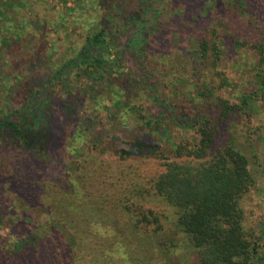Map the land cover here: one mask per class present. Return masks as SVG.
I'll return each mask as SVG.
<instances>
[{
	"label": "trees",
	"instance_id": "trees-1",
	"mask_svg": "<svg viewBox=\"0 0 264 264\" xmlns=\"http://www.w3.org/2000/svg\"><path fill=\"white\" fill-rule=\"evenodd\" d=\"M43 1L8 0L6 5L0 4V54L6 53L1 60L3 65L13 64L12 58L7 59V56L20 51L23 46L21 40L25 39L24 32L37 39L36 34H39L42 40L47 36L43 27L47 25L45 19L51 15L45 12ZM121 1L91 0L88 2L91 13L85 15L82 11L76 15L77 18H74L76 9L69 12V17L75 22H78L81 14L87 18L79 27L78 31L81 32L79 39L75 40L74 54L64 56L63 64L52 72L45 76L28 74L29 67L31 70L35 67L34 52L29 62L25 63L27 70L24 73L0 72V90L6 95V102L0 105V135L7 136L12 144L30 148V151L39 149L38 154L42 156L51 149L56 138L71 149L72 139L82 135L77 128L73 130L64 119L61 120V111L56 114L54 110L63 108L70 116L77 105L64 101L61 106L62 99L58 97L56 88L77 103L84 97H79L66 84L72 75L82 76L90 84L91 103L95 104L94 108L99 113L103 104L110 105L112 101L103 95L105 90H117L127 97L133 86H147L140 83L134 85V81L127 79L123 84H119V81L116 83V79L124 77L114 66L120 60V45L116 42L117 37L121 36L119 32L138 24L140 40L146 41L140 48L141 57L148 56L151 53L147 54L145 50L148 46L147 28H150L148 32L151 30L147 35L153 34L158 47L167 46L168 37L173 40L168 33L170 25H177L178 17L160 18V11L157 18L152 17L153 24L148 27L144 17L149 11L154 13L156 10L152 0H140V7H135L130 15L123 14L119 6ZM169 1L173 9L177 10L176 6L181 8L180 12H184L186 19L199 4L202 9L206 2L214 4L208 9L215 11L227 34L221 36L214 27H208L199 34L195 30H184L187 25L184 18L179 16L178 28L184 30L190 43L184 44L187 37L182 39L183 43L181 39L177 40L182 47L180 50L187 57L186 63H190L186 64L187 75L178 81L179 92L168 94L173 99L163 93L166 95L162 102L167 109L166 114L153 121L139 114L136 107L121 95L118 98L137 112L140 116L138 119L152 131L157 132L169 124L194 137L191 140L183 139L174 146L170 155L160 148L149 146L143 139L125 141L124 148L115 154L116 160L144 161L147 169L141 170L144 176L140 177V182L135 181L121 188L107 185L113 191L107 193L106 201L101 205H97L90 193L83 195L79 192L86 188L84 183L90 173H85V169L82 171L81 163L77 164L74 173L81 174L77 178L72 173L67 174L68 184L63 189L64 195L57 199L60 201L59 207L65 212H56L52 207L42 209L46 212L48 226V234L43 238L32 233L22 238L14 232L13 243L10 242L5 248L0 247L4 253L10 254L8 257L0 254L3 264H81V258L74 256L77 252H83L84 249L78 244L85 242L92 227L107 233L115 232L111 235L120 241L117 243L122 245L126 264H130L131 259L137 264H159L152 262L149 256L137 257L142 251L150 249H153V256L162 259L160 264L264 262V243L261 242L260 232L254 222L248 223L244 209L247 200L253 201L252 194L260 196L261 193L264 196V152H260L263 156L260 161L250 137L253 129L256 130L260 145H264V0H191L188 7L192 10L187 14L184 0ZM34 5L40 9L31 15L29 12L31 17L28 19L7 11L16 9V6L19 10ZM92 15L98 17V22L97 19L89 22ZM127 23L132 24L127 26ZM233 44L250 51L254 59L247 65L249 70L244 78L240 76V82L231 81L225 69H222L226 59L229 61L230 58L226 56V46L231 48ZM135 46L129 45V48L132 50ZM172 49L170 46L160 56L169 57ZM232 63L234 70L241 71L242 65L236 57L231 59L233 70ZM113 68L117 77H112ZM234 84V98L226 96V90L229 94ZM148 88L152 92L151 86ZM150 99L154 102L158 100L155 94ZM98 116L95 114L93 117ZM89 122L87 120L86 124ZM75 125H79V122ZM59 143L56 148H60ZM67 202L70 203L67 205ZM249 214H253L252 211ZM2 216L0 210V227L3 225ZM119 217L122 219L119 220ZM14 220L18 222L16 217ZM64 229L74 230L75 234L71 235ZM126 230L130 233L126 234ZM108 237L103 232L91 238L104 244L110 242ZM85 249L89 250V244ZM97 249L94 246L92 250L97 252ZM181 251H185V254L179 253ZM73 258L75 261L72 262ZM152 259L155 260L154 257ZM104 263L112 264L107 259ZM91 264H103L99 253Z\"/></svg>",
	"mask_w": 264,
	"mask_h": 264
},
{
	"label": "rangeland",
	"instance_id": "rangeland-1",
	"mask_svg": "<svg viewBox=\"0 0 264 264\" xmlns=\"http://www.w3.org/2000/svg\"><path fill=\"white\" fill-rule=\"evenodd\" d=\"M7 1L8 0H0V4L3 3L6 5ZM14 1L17 2L18 0ZM83 1L86 2L84 3ZM83 1L66 0L65 4L61 0L43 1V3H45V12H47V15H51L49 19H45L47 25L43 27V29L46 30L45 34L47 36L42 40L39 34H36V36H38L37 39L33 37L32 34L24 32L23 35H25V39L21 40L23 46L20 51L17 52L16 50L13 56H7V59L12 58L13 64L3 65L1 60L4 59L6 53L0 54V72L4 74L11 73V71L24 73L23 71L25 69L27 70L25 63L29 62V57L33 52L35 67H32V70L29 67L28 74H42L45 76L57 67H60L63 64L64 56L74 54L75 40L77 41L79 39V33L81 32L78 31L80 29L79 27L83 25L82 22L87 18L81 14L79 20H77L78 22H75L76 20L74 21L69 17V12L75 9L77 10L74 18H77L76 15L82 11H84L85 15L91 13V8L88 4L91 0ZM129 1L122 0L119 4L123 14L130 15L133 13L132 11H134L133 9L135 7H140V0ZM152 1L154 9H156L155 12L157 13L149 11L147 16L144 17V21L149 27L153 24L152 17L157 18L160 11V18L171 16L172 19V16L175 15L178 17L177 25H170L168 31L173 40H170L168 37L167 46L158 47L155 43L157 39L153 38V34L150 36L147 35V33L151 32V30L148 32L150 28H147L146 37L148 38V46L145 50L147 54L151 53L152 55L148 54V56L144 55L141 57L142 52L140 48L146 44V41L140 40L137 30L140 26L136 24L134 27L119 32L121 36L117 37L116 42H119L120 45V60H117L114 64V66L118 67L119 73H123L124 75L120 80L116 79V83L119 81V84H121V82L123 84L124 80L127 79L134 81V85L140 83L142 86H144V84H147V86L141 88L133 86L127 97H123L117 90H105L103 95H107V100L112 99V101L110 105L103 104L99 113L94 108L95 104L91 103L93 99L91 98V91L88 87L90 84L82 76L73 77L72 75V78L68 79L66 84V87L72 88L73 91L79 94V97H84L83 100L77 103L71 101V97H68L63 94L62 90L56 88V91L59 93L57 94L58 97L62 99L60 102L61 106L64 101L77 105L72 111V114H70L71 117L66 115L65 109L63 110V108V111L61 109L59 111L56 109L54 110V113L61 111V120L64 119L69 128L73 130L77 128L82 135L76 137L75 140L72 139L71 143L73 146L71 149L66 146L65 142L59 143V141H57L58 138H56L57 142L53 139L54 141L52 142L51 149L46 152V155L42 156L41 153L38 154L40 152L38 151L39 149L30 151V148L12 144L7 136L0 135V210L3 213V225L1 224L0 227V247L5 248L10 242L13 243L14 240L12 236L14 232L19 233L22 238L28 237L31 233L38 238H43L48 234V226L45 219L46 212L44 213L42 209L45 208L46 210L48 207H52L56 212H65V210H62V207H59L58 203L60 201L57 199L64 195L65 191L63 189H65L68 184L67 174L72 173L75 178L81 174V172L74 173L78 168L77 164L81 163L82 171L85 169V173H90L88 175V180L84 183L86 188L79 192L83 195L90 193L92 198L94 197V199H96L97 205H101L102 202L106 201V196H108L107 193L113 191V188H109L107 185L121 188L122 186L127 187V185L135 181L140 182L141 178L144 176L143 173L141 174V170L147 169V164H143L144 161L116 160L117 155L115 154H117L122 147L124 148L123 143L125 141L136 138H138V140L143 139L149 146L160 148L166 155H170L175 145L180 143L183 139L191 140L194 137H192L190 133L182 132L180 129L177 130L169 124L163 126L162 129L157 132L152 131L149 127L144 125L142 120L138 119L140 117L138 113L145 115L148 119L156 121L167 112V109L162 104L164 101L163 99L166 98L165 94L173 99V96L168 94L179 92L178 81L182 80V78L187 75L188 70L186 64L190 63V61L186 63V61H188L186 60L187 57L184 56L182 50H180L182 47L179 46L177 40L181 39V43H183L182 39L187 37L184 44L187 45L190 43V39H188L184 30H195L196 33L199 34L208 27H214L221 36H225L227 30L224 24L218 20L215 11H210L211 7H213L212 5H214L212 3L208 4V2H206L203 9L202 5L199 4V7L195 10L193 9L192 13L188 15L189 19H186L183 16L184 12H180L181 8L176 6L177 10H175V8L173 9V5L171 4L170 6L169 0ZM190 2L191 0H184L186 9L185 14H187V11L191 12L192 10V8L188 7ZM209 7L210 9H208ZM17 8L18 6H16V9L7 11L11 15L12 13H16V15L25 19H28L34 11L40 9L37 5L28 7V9L24 8L17 10ZM204 8L206 10H204ZM179 16L184 18L185 24L187 25L184 26L183 31L178 28V23L180 21ZM96 19L98 22V17L92 15L89 22L95 21ZM131 24L132 23H127V26ZM3 34L6 35V33ZM138 41H140L139 45L135 46ZM26 44H28V46ZM129 45L135 46V48L131 50ZM170 46L173 47V49L169 57L160 56L166 53V50H168ZM226 50V56L230 57V62L226 59L222 69H225L231 81L237 80L240 82V76L242 75L244 78V75L248 72L247 70H249L247 65L252 60L254 61V59H252L253 54L244 47L238 48L234 44L231 48L226 46ZM234 57H236L237 61L242 65L241 71L234 70L233 63V70L231 69V59L233 60ZM22 61L24 63H22ZM112 77H117L114 68ZM230 84L232 86L231 82ZM148 86H151L152 92H150L151 89L148 88ZM233 87L234 88L229 94L228 89L226 90V96L234 98L235 95L233 91L235 92L236 90L235 84ZM5 89L9 90L7 88ZM65 89L66 88H64L63 91H65ZM154 94L159 101H151L150 96ZM118 95H121L124 100L135 106L138 113L130 109L129 106L124 105L122 102L123 99L119 100ZM5 97V92L0 90V105L6 102ZM95 114L100 116L94 118L93 116ZM56 116L58 117V115ZM87 120L90 122L86 124ZM77 122H79V125L76 126L75 123ZM250 137L254 141L258 159L262 161L263 156L260 152H264V145H260L257 131L253 129V132L250 133ZM58 143L61 149L56 148ZM53 149H56L55 152L52 151ZM262 186L263 185H261V187ZM129 189L130 188H126V190ZM259 194L260 196L258 194H252L251 198L253 201L247 200L244 209L248 223L250 224L251 221L255 223L256 229L260 232L261 242L264 243V196L261 193ZM69 203L70 202H67V205ZM108 210L112 215L111 218H113V213L109 208ZM250 211H252L253 214H249ZM14 217L17 218L18 222L14 220ZM118 219L120 220L122 218L119 217ZM91 230L92 232L87 236L85 242L81 245L78 244V246H82L80 248L84 249L83 252H77L74 256L76 259L81 258V264H85L84 262L91 264L92 259L97 253H99L103 264H105L104 260L106 259L110 260L112 264H126L122 245L117 243L120 241L113 238V235H111L114 231L111 230L112 232L107 233V231L96 227H92ZM64 231L71 235L75 234V232H73L74 230L70 231L69 229H64ZM103 232H105V235L109 236L108 239L110 242L99 244V241L91 238ZM129 233L130 232L126 230V234ZM118 236L120 237L121 235ZM97 242L98 245H96ZM88 244L89 250L87 251L85 247ZM94 246L98 247L97 252H93L92 249ZM143 252L144 251H142V254L135 255H137L138 258H147V256H149L150 260L154 263L157 262L160 264L162 262L160 257L156 258L155 255L153 256V249ZM179 253L185 254V251ZM0 254L6 257L10 255L4 253L1 248ZM153 257L155 260L152 259ZM56 259L59 261V257ZM131 260L132 261L129 262L130 264H137L135 260ZM73 261H75L74 258L72 262ZM0 264L3 263L0 262ZM259 264H264V262L260 261Z\"/></svg>",
	"mask_w": 264,
	"mask_h": 264
}]
</instances>
